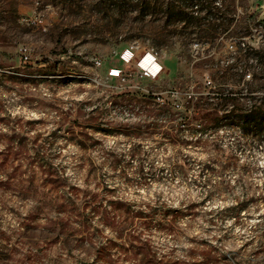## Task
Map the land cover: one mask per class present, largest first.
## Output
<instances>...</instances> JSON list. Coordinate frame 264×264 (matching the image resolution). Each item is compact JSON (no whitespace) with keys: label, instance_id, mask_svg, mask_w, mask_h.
I'll return each instance as SVG.
<instances>
[{"label":"rangeland","instance_id":"1","mask_svg":"<svg viewBox=\"0 0 264 264\" xmlns=\"http://www.w3.org/2000/svg\"><path fill=\"white\" fill-rule=\"evenodd\" d=\"M0 264H264V0H0Z\"/></svg>","mask_w":264,"mask_h":264},{"label":"bare ground","instance_id":"2","mask_svg":"<svg viewBox=\"0 0 264 264\" xmlns=\"http://www.w3.org/2000/svg\"><path fill=\"white\" fill-rule=\"evenodd\" d=\"M124 56L126 58L125 60H129L130 51L128 52L126 51ZM138 65L146 69L152 75H155L160 69L159 63L156 61L155 57L151 54V52H146L143 55H141L138 60Z\"/></svg>","mask_w":264,"mask_h":264},{"label":"built area","instance_id":"3","mask_svg":"<svg viewBox=\"0 0 264 264\" xmlns=\"http://www.w3.org/2000/svg\"><path fill=\"white\" fill-rule=\"evenodd\" d=\"M110 74L113 76H118L119 72L118 71H112V72H110Z\"/></svg>","mask_w":264,"mask_h":264},{"label":"trees","instance_id":"4","mask_svg":"<svg viewBox=\"0 0 264 264\" xmlns=\"http://www.w3.org/2000/svg\"><path fill=\"white\" fill-rule=\"evenodd\" d=\"M249 115H251V114L249 113Z\"/></svg>","mask_w":264,"mask_h":264}]
</instances>
